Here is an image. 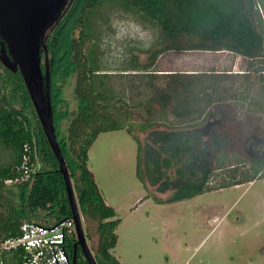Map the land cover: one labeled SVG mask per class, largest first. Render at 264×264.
Returning a JSON list of instances; mask_svg holds the SVG:
<instances>
[{"label": "trees", "instance_id": "trees-1", "mask_svg": "<svg viewBox=\"0 0 264 264\" xmlns=\"http://www.w3.org/2000/svg\"><path fill=\"white\" fill-rule=\"evenodd\" d=\"M111 1L121 2L126 11L158 30L153 43L157 47L149 49V63L140 67L134 59L135 68L131 71L135 73L130 75L153 89L150 101L161 106L165 120L172 119L178 126L190 125L207 115L209 108L218 101L214 95L218 92L219 79L230 74L149 72L147 69L154 67L158 55L167 51H228L247 59L249 68L254 61L264 60V27L261 21V30L255 24L256 16L259 20L260 16L257 11L253 12V0ZM104 2L72 0L54 27L47 40L50 98L55 135L80 211L97 225L98 242L92 249L94 259L97 264H120L112 250L117 244L116 229L121 221L115 210L105 203L88 168V151L100 134L127 130L137 143V177L145 181L153 169L151 182L171 192L164 201L166 203L263 179L264 153L252 157L248 149L231 141L230 136L237 129L241 130L244 140L248 135L244 131L246 124L229 106H225L227 116L208 133L205 159L200 153L203 144L200 131L152 132L145 142H140L126 123L128 111L115 86L116 74L96 70L87 62L84 52L89 15ZM70 23L81 25L78 38L73 36L74 27ZM4 72L10 78L7 82L11 90L8 98L0 95V264H21L20 249L6 250L2 245L20 235L23 223L56 225L70 218L71 210L57 160L23 80L19 72L13 74L6 69ZM73 76L78 106L70 111L63 93ZM160 78L165 79V84L158 88L153 83ZM145 128L141 126V129ZM203 147L206 149L205 144L201 149ZM229 152L242 153L236 165H226L225 156ZM24 156L29 157L31 167L27 177L19 170ZM201 157L204 163L199 166ZM170 170H174L176 179L171 180ZM6 181L11 183L6 184ZM163 182L166 187H161ZM75 243L76 237L70 233L67 240L69 257L72 260L75 251L76 264H88L80 248L74 249Z\"/></svg>", "mask_w": 264, "mask_h": 264}, {"label": "rangeland", "instance_id": "rangeland-1", "mask_svg": "<svg viewBox=\"0 0 264 264\" xmlns=\"http://www.w3.org/2000/svg\"><path fill=\"white\" fill-rule=\"evenodd\" d=\"M252 9L259 13L260 20L256 16L255 24L261 30L264 0H253ZM89 21L84 47L87 62L96 70L116 74L115 86L128 111L126 123L140 142H145L152 132L200 131L206 148L201 149V145L200 153L205 159L208 133L227 116L225 106H229L246 124L244 131L248 135L245 141L237 129L232 132L231 141L248 149L252 157L264 153V60L254 61L249 68L247 59L228 51H167L158 55L154 67L147 69L149 72L230 74L219 79L214 95L218 101L209 108V113L190 125L178 126L171 118L165 120L161 106L150 101L153 89L130 75L135 73L131 71L134 59L140 67L149 63V49L157 47L153 43L158 30L126 11L119 1L105 0L102 6L91 10ZM130 25H139L147 34L145 39ZM70 26L74 27L73 36L78 38L81 25L70 23ZM121 27L124 34L117 39ZM8 79L0 66V95L7 98L11 90ZM74 82L75 76L69 78L63 93L70 111L78 106ZM153 84L162 87L165 79H155ZM241 157L239 152L227 153L226 165H236ZM88 158V168L101 195L121 221L116 229L117 244L112 250L120 264H264V178L166 203L171 192L151 182L153 169L145 181L137 177V143L126 129L100 134L89 149ZM203 163L201 157L199 166ZM168 175L171 180L176 179L174 170L168 171ZM164 184L161 187H166ZM74 193L86 242L94 255L97 225L82 215L75 190Z\"/></svg>", "mask_w": 264, "mask_h": 264}, {"label": "water", "instance_id": "water-1", "mask_svg": "<svg viewBox=\"0 0 264 264\" xmlns=\"http://www.w3.org/2000/svg\"><path fill=\"white\" fill-rule=\"evenodd\" d=\"M72 0H0V63L19 72L37 119L62 174L75 226L76 243L88 264H97L91 253L82 220L53 125L50 98L49 32L59 23ZM76 264V252L72 255Z\"/></svg>", "mask_w": 264, "mask_h": 264}, {"label": "built area", "instance_id": "built-area-1", "mask_svg": "<svg viewBox=\"0 0 264 264\" xmlns=\"http://www.w3.org/2000/svg\"><path fill=\"white\" fill-rule=\"evenodd\" d=\"M28 162L29 157L24 156L19 169L24 177L29 176L31 171ZM5 183L10 184L11 181ZM70 233L75 235V226L71 217L52 226L25 222L20 227V235L15 239L7 240L2 248L20 249L21 264H72L67 251Z\"/></svg>", "mask_w": 264, "mask_h": 264}, {"label": "clouds", "instance_id": "clouds-1", "mask_svg": "<svg viewBox=\"0 0 264 264\" xmlns=\"http://www.w3.org/2000/svg\"><path fill=\"white\" fill-rule=\"evenodd\" d=\"M130 27L133 29L134 32H138L140 34V38L142 40L145 39V37L147 36V34L140 29L139 25H130ZM122 34H124V29L121 27L120 30L117 32L116 38H122Z\"/></svg>", "mask_w": 264, "mask_h": 264}, {"label": "flooded vegetation", "instance_id": "flooded-vegetation-1", "mask_svg": "<svg viewBox=\"0 0 264 264\" xmlns=\"http://www.w3.org/2000/svg\"><path fill=\"white\" fill-rule=\"evenodd\" d=\"M0 66L3 68V70L6 69L1 63H0ZM6 70L9 71L8 69H6ZM9 72L12 73L11 71H9Z\"/></svg>", "mask_w": 264, "mask_h": 264}, {"label": "crops", "instance_id": "crops-1", "mask_svg": "<svg viewBox=\"0 0 264 264\" xmlns=\"http://www.w3.org/2000/svg\"><path fill=\"white\" fill-rule=\"evenodd\" d=\"M105 203H106V201H105ZM107 204V203H106ZM108 205V204H107ZM118 228V227H117Z\"/></svg>", "mask_w": 264, "mask_h": 264}]
</instances>
